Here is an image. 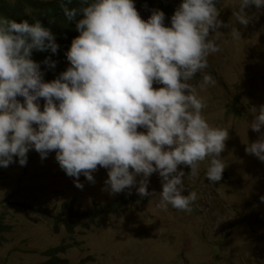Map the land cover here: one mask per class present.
I'll return each instance as SVG.
<instances>
[{"label": "clouds", "instance_id": "clouds-1", "mask_svg": "<svg viewBox=\"0 0 264 264\" xmlns=\"http://www.w3.org/2000/svg\"><path fill=\"white\" fill-rule=\"evenodd\" d=\"M72 2L61 0L60 8L79 35L66 53L70 66L52 81L32 59L33 50L58 52L51 29L40 20L0 18V167L14 157L25 166L32 149L42 159L54 151L77 188H83L81 175L95 183L93 173L102 167L110 194L138 184L141 197H159L157 207L191 212L197 193L183 194L179 166L190 167L187 178H194L207 160L206 178L216 184L227 167L221 153L229 139L228 129L207 122L198 89L217 83L206 70L210 55L221 51L219 29L230 27L234 40L240 29L219 19L221 0H182L171 26L162 10L143 19L134 0H79L80 7H69ZM253 6L264 8V0H240L233 8L240 26L252 21L246 10ZM43 63L56 64L50 57ZM250 113L249 127L259 133L264 105ZM246 152L264 162V136ZM154 173L162 180L159 194L148 191Z\"/></svg>", "mask_w": 264, "mask_h": 264}, {"label": "rangeland", "instance_id": "rangeland-1", "mask_svg": "<svg viewBox=\"0 0 264 264\" xmlns=\"http://www.w3.org/2000/svg\"><path fill=\"white\" fill-rule=\"evenodd\" d=\"M162 2L146 10L142 18L147 20L154 9L162 10L165 25L171 26L182 0ZM239 2L218 4L219 19L225 24L232 21L241 39H232L230 27L219 29L221 51L210 55L206 70L217 83L198 89L210 126L229 130L221 153L227 166L223 178L216 184L206 178L207 160L194 178H187L190 167L179 166L185 172L183 194L195 191L197 200L191 212L171 205L164 210L157 207L158 196L141 197L138 184L115 195L105 191L108 170L102 167L93 173L95 183L81 175L83 188H77L54 151L42 159L32 149L25 166L14 157V163L0 167L4 173L0 217L9 228L2 234L0 264H41L47 260L42 252L62 243L71 245L60 255L69 264H264V162L246 152L248 143L264 136V128L257 133L249 127L254 119L250 108L264 105V8L247 9L252 21L244 27L232 17ZM69 66L70 62L61 71ZM200 79L197 74L191 83L198 84ZM44 102L39 101L41 108ZM148 191L162 192L158 173L149 178ZM122 201L127 207L120 215L100 218L90 229L78 227L74 234L63 226L56 233L53 222L45 218L46 213L57 215L63 203L74 202L76 208L90 212Z\"/></svg>", "mask_w": 264, "mask_h": 264}, {"label": "trees", "instance_id": "trees-1", "mask_svg": "<svg viewBox=\"0 0 264 264\" xmlns=\"http://www.w3.org/2000/svg\"><path fill=\"white\" fill-rule=\"evenodd\" d=\"M162 0H134L137 10L141 17L142 14L150 9L156 2ZM61 0H0V18L15 19L17 22L29 20L30 23L40 20L41 23L51 29L56 37V43L59 45L57 53L51 50L44 52L33 50L32 59L41 65L45 81L56 79L61 70L69 64L66 53L71 47L72 40L79 35L76 30V21L68 22L60 8ZM79 0H73L69 7H80ZM55 18L56 23L49 24V18ZM79 18V17H78ZM55 61V67H49L43 62L47 58ZM3 171L0 170V179L3 177ZM127 207L126 202L114 203L112 205L102 207L96 206L90 212H83L80 208L74 206V202L63 203L61 211L57 215L46 213L45 218L53 222V228L56 233L60 232L63 226L69 234H74L78 227L86 229L91 228V224L98 219L109 215H120V211ZM9 228L4 225L0 217V245L2 244V234ZM71 248L69 244H59L42 252L47 260L41 264H69L67 259L61 258V254H65Z\"/></svg>", "mask_w": 264, "mask_h": 264}]
</instances>
